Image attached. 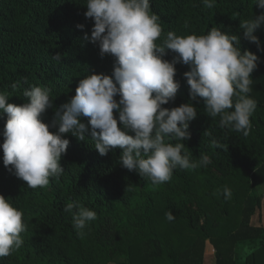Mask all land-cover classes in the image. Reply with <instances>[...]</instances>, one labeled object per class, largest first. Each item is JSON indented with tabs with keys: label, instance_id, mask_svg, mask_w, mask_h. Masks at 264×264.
<instances>
[{
	"label": "trees",
	"instance_id": "trees-1",
	"mask_svg": "<svg viewBox=\"0 0 264 264\" xmlns=\"http://www.w3.org/2000/svg\"><path fill=\"white\" fill-rule=\"evenodd\" d=\"M85 5L86 0H0V91L11 96L8 103L20 105L26 102L22 93L29 86L51 89L52 107L41 116L46 124L75 95L79 79L113 72L114 58L101 57L98 44L83 39L93 26L84 16ZM150 6L164 34L204 35L219 27L240 37L241 52L259 57L251 74L250 96L257 109L250 134L221 128L219 117H208L199 98H190L183 75L189 66L177 62L174 79L180 87L175 99L162 107L190 102L197 108L196 119L189 123L190 138L182 142L193 160L204 155L211 159L205 167L177 168L170 181L153 186L120 165L119 148L101 156L90 135L78 141L65 134L70 143L60 160L63 175L50 178L45 188L31 189L5 168L0 150V195L23 212L27 224L23 246L0 258V264H110L116 259L124 264H203L206 241L214 249V264H235L236 245L256 240L260 246L241 264H264V226L250 225L262 206L253 190L264 186V50L244 39L239 28L241 20L264 10L253 0H215L211 9L203 0H150ZM254 35L264 49V26ZM57 53L62 54L59 63L52 58ZM177 55L166 49L163 59L171 62ZM16 83L19 87L13 89ZM6 119L0 112V144ZM213 139L226 149L213 148ZM225 186L232 192L228 200L216 194ZM70 201L97 213L83 237L73 228L71 214L63 210ZM168 211L175 217L171 221L165 216Z\"/></svg>",
	"mask_w": 264,
	"mask_h": 264
},
{
	"label": "clouds",
	"instance_id": "clouds-1",
	"mask_svg": "<svg viewBox=\"0 0 264 264\" xmlns=\"http://www.w3.org/2000/svg\"><path fill=\"white\" fill-rule=\"evenodd\" d=\"M203 4L211 9L215 0H203ZM253 4L264 10V0H253ZM85 6L84 16L93 26L90 36L85 33L83 39L98 44L101 57L109 54L114 58L112 75L93 73L79 79L75 95L56 110L50 124L41 120L52 107L48 87L29 86L22 93L26 102L20 105L8 103L11 96L0 91V112L7 115L0 144L3 165L28 188H45L50 178L58 180L63 175L60 160L70 143L65 134L78 141L90 135L101 156L119 148L120 165L135 170L153 186L170 181L177 168L195 170L210 164L207 155L193 160L184 151L182 141L190 138L189 123L196 119L197 108L190 102L171 109L162 107L175 99L180 87L174 79L177 62L189 66L183 75L190 98H199L208 117H219L221 128L250 134L251 117L257 109V101L250 96L251 74L259 57L241 52L238 35H229L219 27L204 35L164 34L150 0H86ZM262 26L264 11L239 25L243 38L256 44L258 50L264 49L254 32ZM76 27L83 30L84 25ZM166 49L178 54L171 62L163 59ZM52 58L59 63L62 54ZM18 87V83L12 85L13 89ZM211 146L220 150L227 147L215 139ZM216 194L225 200L232 196L226 186ZM63 210L71 214L73 228L81 237L97 219L94 210L75 201L66 203ZM165 216L169 221L175 218L171 211ZM26 231L23 212L0 195V258L23 246L22 233Z\"/></svg>",
	"mask_w": 264,
	"mask_h": 264
},
{
	"label": "crops",
	"instance_id": "crops-1",
	"mask_svg": "<svg viewBox=\"0 0 264 264\" xmlns=\"http://www.w3.org/2000/svg\"><path fill=\"white\" fill-rule=\"evenodd\" d=\"M261 204H262L261 209L254 213V215H257V219L256 220L253 219L254 215L250 218L251 226H254V227L264 226V199H262ZM259 246H260L259 240H256L254 242L238 243L235 248V255H234L235 264H241L245 260V258L251 252L256 250ZM249 247H252V249L250 250ZM243 254L244 256L241 259V256ZM237 258H240V260H237ZM202 262L203 264H214L215 263L214 249L208 241H206L204 245Z\"/></svg>",
	"mask_w": 264,
	"mask_h": 264
},
{
	"label": "rangeland",
	"instance_id": "rangeland-1",
	"mask_svg": "<svg viewBox=\"0 0 264 264\" xmlns=\"http://www.w3.org/2000/svg\"><path fill=\"white\" fill-rule=\"evenodd\" d=\"M253 194L254 195H258L260 196L262 199H264V186H260L258 188H255L253 190ZM253 219H257V215H254ZM249 249L251 250L252 247H249ZM245 254V253H244ZM244 254L241 256V259L243 258ZM237 260H240V258H237ZM110 264H124L123 261L121 259H116L114 262L110 263Z\"/></svg>",
	"mask_w": 264,
	"mask_h": 264
}]
</instances>
